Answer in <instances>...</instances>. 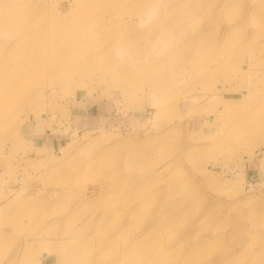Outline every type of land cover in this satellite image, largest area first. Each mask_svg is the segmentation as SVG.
I'll use <instances>...</instances> for the list:
<instances>
[{"label":"rangeland","instance_id":"rangeland-1","mask_svg":"<svg viewBox=\"0 0 264 264\" xmlns=\"http://www.w3.org/2000/svg\"><path fill=\"white\" fill-rule=\"evenodd\" d=\"M0 264H264V0H0Z\"/></svg>","mask_w":264,"mask_h":264},{"label":"bare ground","instance_id":"bare-ground-1","mask_svg":"<svg viewBox=\"0 0 264 264\" xmlns=\"http://www.w3.org/2000/svg\"><path fill=\"white\" fill-rule=\"evenodd\" d=\"M37 27L39 29L43 28L42 25H37ZM56 38L57 37H51V40L50 41H46L45 42L46 43V46L49 47V48H51V49H53V50H55L57 48V45H56L57 44V40H56ZM63 38L67 39L66 41H63V45L66 47L64 49V51H67L68 50L70 52H77V51L78 52H81V51L85 50L84 47H83V43H84V41L86 39L85 36H81V35L73 36V35L65 34V35H63ZM57 52H61V50L59 49ZM29 68L30 67L28 65L26 66V68H23L21 65H17L15 67V73H14V75L8 80L9 85L10 86H13V85L19 83V81H20V76H19L20 73L22 75H24V71L27 70V69H29ZM3 76L5 77V75H3ZM2 80H4V79H2ZM171 182H172V184L174 183L173 180ZM177 191L179 193L180 192H184L185 191V188L184 187H180V188L177 189ZM187 197H189V195H187ZM187 200H190V199L187 198ZM160 208L162 209V207H160ZM171 222H172L171 219H166V220L165 219H160V224H163L164 223V225H165L166 223L169 224ZM147 240H148V237H143V238H139V239L135 240V243L137 244V243H140L141 242V244H144V242L147 241ZM187 241H191L190 236H187ZM187 241L184 242V243H181V244L182 245H186L187 244ZM182 253H184V252H182ZM249 253H250L251 257H253V258L259 256L258 255L259 252L257 254L256 253L254 254V252L252 250H249ZM185 254H187V252H185ZM182 256H184V254Z\"/></svg>","mask_w":264,"mask_h":264},{"label":"crops","instance_id":"crops-1","mask_svg":"<svg viewBox=\"0 0 264 264\" xmlns=\"http://www.w3.org/2000/svg\"><path fill=\"white\" fill-rule=\"evenodd\" d=\"M47 259V258H46ZM43 262H45V260H43Z\"/></svg>","mask_w":264,"mask_h":264}]
</instances>
